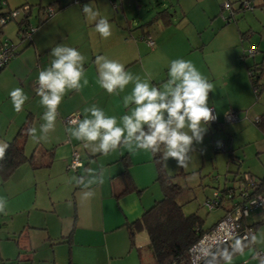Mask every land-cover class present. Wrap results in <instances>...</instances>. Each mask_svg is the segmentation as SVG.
<instances>
[{
  "label": "crops",
  "instance_id": "crops-1",
  "mask_svg": "<svg viewBox=\"0 0 264 264\" xmlns=\"http://www.w3.org/2000/svg\"><path fill=\"white\" fill-rule=\"evenodd\" d=\"M45 1L25 0L21 3L34 5L30 22L36 25V29L32 31L30 41L20 40L18 44L15 42L16 53L0 70V141L7 143L13 139L27 122L28 127L35 126L39 134L45 109L39 103L40 97L35 93L34 84L39 71L48 67L53 59L49 54L52 47L63 44L78 49L86 57L84 68L89 84L80 92L70 91L65 95L58 108L55 130L48 134L47 139L37 143L26 134L24 152L31 159L19 164L6 180H0V197L7 201L5 212L0 213V264H15L14 261L23 257L33 264V254L28 251L36 254L35 251L40 248L44 250L42 260L51 259L52 264H55L57 259L62 264H67L68 259L75 264H152L148 248L149 237L145 229L139 230L141 234L139 231L135 232L131 241L126 226L158 199L157 189L149 195L144 194V190L155 181L156 176L152 153L143 150L129 151L127 147L122 146L107 156L92 154L83 148L80 141L68 134L66 129L71 125L66 124L64 118L72 112H77L78 116L83 118V109L92 104L103 109L106 115L117 118L128 112L122 97L130 94L134 85L130 83L119 95H109L100 88L95 64L96 57L100 55L122 63L126 71L135 72L134 75H139L142 80L150 78L153 85L162 87L167 78L161 74L158 65L153 61V55L163 43L164 30H167L172 22L163 29L153 31L155 40L149 49L142 33L148 31V36L152 38L153 25L140 26L147 20L140 25L130 22L125 12L126 0ZM193 1H176L182 15L186 13L187 4ZM207 1L205 0L204 5H207ZM216 1L220 3L222 0ZM6 2L7 7L11 8L7 0ZM112 2H118L119 6L114 9ZM90 3L112 26L117 45H112L111 54V45L95 44L82 32L87 26L95 25V22L86 19L82 11L83 5ZM256 3L254 10L236 13L235 22L219 20L217 23L220 32L224 28H228L227 32H230L225 45L232 48V57L237 62V75H241L245 80L246 67L240 59L241 52L249 46H256L257 52L254 57L247 58V63L262 62L264 65V0H257ZM46 5L51 6L54 13L38 23V7ZM169 5L174 7L173 2L169 1ZM216 5L217 3L208 5L209 10L204 8L205 12H215V17L218 11ZM105 7L115 14L110 12V9L104 13ZM163 8L170 12L168 5ZM175 12L174 10L173 13ZM174 14H171L170 18ZM1 29L3 36V27ZM125 30L130 31L131 37L135 39L134 43L126 39ZM15 32L17 36V23ZM2 36L0 39L12 41ZM131 45L134 48L128 51L127 48ZM155 45L158 46L154 47ZM199 45L205 55L212 50L211 45L206 46L204 40ZM222 75L226 74H220V77ZM217 77L219 75H212V78ZM229 85L230 80L227 82L222 78L217 88L225 92ZM17 87L23 88L29 97L19 113L14 111L8 95ZM244 91H247L251 99L248 85L244 86ZM214 106L218 120L224 117L226 108H230L222 105L221 101L218 106ZM76 146L80 150H77ZM74 149L80 154L83 165L76 171H71L66 169V164ZM124 168L128 169L134 188L129 191H125L128 182L123 173ZM95 173H103L102 184L84 187L76 182L75 178L83 176L85 180L81 183L87 184L88 177ZM85 192L94 195L85 196ZM256 210L250 213L247 222L254 223L264 218L260 217ZM68 238L69 243L66 241ZM260 249H264L263 238H257L253 242L238 264H259L254 252ZM21 250L26 252L24 256H20Z\"/></svg>",
  "mask_w": 264,
  "mask_h": 264
},
{
  "label": "clouds",
  "instance_id": "clouds-1",
  "mask_svg": "<svg viewBox=\"0 0 264 264\" xmlns=\"http://www.w3.org/2000/svg\"><path fill=\"white\" fill-rule=\"evenodd\" d=\"M86 19L95 22V30L104 39L112 35L109 20L91 3L82 7ZM53 59L50 65L38 73L35 93L45 109L38 130L35 126L27 129L28 136L35 142L47 139L55 130L58 108L70 91L80 92L89 84L85 75L86 57L76 48L57 44L49 53ZM97 83L109 95L124 92L131 83L130 94L122 97L128 112L121 117L106 115L105 111L92 104L83 109V118L77 116L66 129L68 134L80 141L83 148L92 154L109 155L120 147L129 151L159 153L164 162L172 159L179 168H187L194 144L202 143L208 126L217 117L209 106V93L214 86L189 60L174 59L168 67V79L162 87H157L149 79H141L125 70V66L100 55L95 59ZM15 112L23 110L29 99L23 88L9 92ZM9 145L0 141V160H3ZM78 184L89 187L104 182L103 173H95L89 183L82 184L85 177L75 178ZM85 196L94 195L84 193ZM7 201L0 197V213L6 210ZM256 236L252 241H256ZM237 250L240 249L237 241ZM226 264L231 255L224 254Z\"/></svg>",
  "mask_w": 264,
  "mask_h": 264
},
{
  "label": "rangeland",
  "instance_id": "rangeland-1",
  "mask_svg": "<svg viewBox=\"0 0 264 264\" xmlns=\"http://www.w3.org/2000/svg\"><path fill=\"white\" fill-rule=\"evenodd\" d=\"M7 1L9 7L14 8L25 0ZM39 1L46 2L45 0ZM169 1L173 2L174 7H170ZM176 1L177 0H126L124 4L128 20L134 25H140L146 20H149L155 11L166 5L169 6L171 14H174L173 12L175 10V14L171 17V26L167 30H164L165 34L163 36L162 45L154 46H158L159 48L153 55V61L158 65L162 72L161 74L167 79L170 61L174 59L191 61L214 86V91L209 93V106L212 108L215 107L214 104L218 106L221 101L222 105L225 104V107L230 106V108L228 107L229 109L235 110L236 116L233 120L226 121L223 117L218 120L216 125L210 123L204 134L202 143L194 144V149L190 153L191 161L187 168L177 167L176 161L172 159L167 162L163 161L167 173L173 176V181L182 188V192L177 200L182 204L184 214L189 215L191 213H196L203 220L202 227L209 228L223 215V206L230 205L231 203L230 201H225L222 202L221 207H214L210 210L204 205L205 199L211 197L216 187H218L217 189H222L224 184L226 186H232L235 188L236 195L233 200L238 198V180H232L236 164L229 162L228 153L226 151H217L216 148L221 141H225L226 149L231 148L232 153L241 160L240 172L244 173L245 171V173L252 174L257 178L264 177V136L253 122V119L264 111V87L259 96L256 97L248 81L247 72L246 80L241 75H237L238 70L237 66H235L237 62L232 57V48L225 45L228 41L230 32H227L228 28H224V30L220 32L218 28L219 25L217 24L219 20L224 22L220 16V12L225 17L229 12L227 8H222V4L225 0H222L220 3L216 0H208L206 3L207 5H204L205 0H194L187 4L188 8H186V13L184 15L180 12L179 4ZM254 1L256 2L257 0ZM216 3L218 11L216 16L213 17L215 12L206 13L204 8L209 10L208 5H215ZM116 5H118V2ZM233 5L237 6L238 3L234 1ZM3 8V10H5L7 7ZM255 8L244 11H252ZM108 9L105 7L104 13H107ZM111 11L110 9V12ZM214 20H216V22H214ZM159 22L160 24L152 26L153 30L151 36L153 41L155 40V32L153 33V31H158L163 29V27H167L162 25L161 20ZM230 22L232 21L228 23ZM34 28L36 29V27ZM3 30V38H10L14 44L20 42L18 36L15 34V20L8 21L3 26ZM131 31L134 32L136 30ZM82 32L86 38H90L89 40L95 44L111 45L110 54L113 50L112 45H117L113 32L107 39L101 36L100 39H98V32L95 30V25L87 26ZM125 36L128 41L135 42L129 30H125ZM203 40L206 46L211 45L212 48L207 55L199 49V44H201ZM145 43L147 44L146 41ZM148 47L151 49L150 47L152 46L148 45ZM133 48L134 46L131 45L128 46L127 50L130 51ZM132 73L135 74V72ZM223 73L226 75L220 77V74ZM212 75H219V77L212 78ZM222 78H225L227 82L230 80L231 84L225 92H221L217 88ZM247 85L251 91V99L247 91H244V86L246 87ZM250 101L251 103H249ZM228 108H226V111H228ZM76 147L77 150H80L78 146ZM156 189L159 199L162 192L157 181L152 182L144 190V194L149 195V193L154 190L156 191ZM256 211L260 213V217H264V204ZM141 233L142 232L139 231V234ZM254 234H256V238L264 239V223L256 228ZM35 252L36 254L28 251V253L33 254L31 260L33 264H52L51 259L47 261L42 260L44 254L43 248L37 249ZM25 253L24 250H21L20 256H24ZM15 255L16 253H14V256ZM14 263L30 264V261L23 257L18 261H14ZM55 264L62 263L57 259Z\"/></svg>",
  "mask_w": 264,
  "mask_h": 264
},
{
  "label": "trees",
  "instance_id": "trees-1",
  "mask_svg": "<svg viewBox=\"0 0 264 264\" xmlns=\"http://www.w3.org/2000/svg\"><path fill=\"white\" fill-rule=\"evenodd\" d=\"M249 1L251 3L250 5L251 9L257 6V3L256 2L254 3V0H249ZM228 4L230 6V10L232 11V12L229 11L227 14V16H230L229 21H235L236 13H243L245 12L244 10L250 9L246 7L244 8L242 6V0H239L237 6H234L233 3L229 1ZM24 5H26L28 9L27 11H25L24 17L20 20H15V22L17 23V34L19 33V31L26 29L25 28L26 26L29 27V25H32L36 27V25H33L30 22L31 9L32 6L34 5L24 3L14 8L23 7ZM48 6L49 5H46L44 7L41 6L38 7L36 13L38 23L47 19L43 15L46 7ZM3 7H7V4L5 6L0 5V13H5L7 9H11L7 7V9L5 8V10H2L4 9ZM170 16L171 13L167 10V8H163L160 11L155 12L150 17L149 20H147L145 23H143L140 26L143 27L145 25L150 26V25L160 24L159 22L160 20L163 26H167L172 22ZM229 21H227V19L224 20V22L227 23ZM1 28L2 27H0V38L2 36ZM142 34H143V38L146 39V37H148L150 33L148 31H144ZM240 34L245 35V33H240ZM25 40L30 41L31 38H27ZM250 47L255 49V52L253 54L248 53V49ZM256 50H257L256 46H249L246 50L241 52L240 59L246 67L249 83L252 87L255 96L257 97L259 96L261 90L264 87V65L262 62H253L251 64L247 63V58L254 57V54L257 52ZM15 53L16 51H14V54ZM5 65L6 63L0 67V70ZM253 122L264 136V111L261 112L259 115H257L253 119ZM211 123L216 125L218 123V119L216 122H211ZM28 125H29L28 122L24 123V125L18 130L14 138L7 142L9 147L6 151L4 159L0 160L1 181L6 180L19 164H21L25 160L28 161L31 159V157H28L24 152L25 137L27 134V129L29 128ZM223 142L225 146L222 149L219 150L217 148L216 149L217 151H226L228 153L229 162L236 164V169L235 171H233L234 176L232 177V180H238L239 182L240 180H242V174H243V172H240L241 160L239 159V157L235 156L232 153L231 148L226 149V143L225 141ZM152 161L156 168L155 181H157L160 186V190L162 192L161 197L155 200L151 206L146 208L139 217L127 223L126 226L128 229L129 238L131 241H133L134 233L141 229H145L149 237L148 248L152 256V264H191L188 257V248L193 243H195L204 232L208 231L216 222L209 228H203L202 227L203 220L196 213H191L189 215L184 214L182 209V204H180L177 200L182 192L181 186L173 181L172 179L173 176L167 173V171L164 168L163 161L160 159L159 153L156 154L152 153ZM123 173L125 174L126 176L125 179L128 182L125 191L134 189L132 181L130 180L128 174V169L124 168ZM251 176L253 175L251 174ZM253 177L256 178L257 180V185H258L257 191L263 194L264 177L262 178H257L255 176ZM217 188L218 187H216V189ZM228 189L235 190L234 187L226 186L225 184L222 189H219L221 191L222 196H221V200L217 203L216 207H221L222 202L231 201V198L229 199L226 196H224V194L228 191ZM225 209L226 207L223 206V212ZM263 222H264V218H262L259 221H255L254 223H249V222L246 223V225L252 229V234L248 239H236L233 245L229 247L226 251H224L219 255L213 256L212 258H209L199 264H226V261L224 259V254L226 253L231 255L230 264H238L239 261L242 259V257L246 255L247 250L250 247H252L253 245L252 236L254 234V231L257 228V226H259ZM66 241L69 243L70 238L66 239ZM237 241H239L241 250H237ZM67 264H75V263H73L70 259H68Z\"/></svg>",
  "mask_w": 264,
  "mask_h": 264
},
{
  "label": "built area",
  "instance_id": "built-area-1",
  "mask_svg": "<svg viewBox=\"0 0 264 264\" xmlns=\"http://www.w3.org/2000/svg\"><path fill=\"white\" fill-rule=\"evenodd\" d=\"M6 0H0V5L5 6ZM251 3L249 0H242V6L245 8H251ZM112 6L116 9V3H112ZM222 8H227L230 10L228 1L223 2ZM27 6L19 8L7 9L5 13H0V27H3L10 20H20L24 17L25 11H27ZM232 12V11H231ZM54 13L51 6L46 7L44 11V17L48 18ZM220 16L223 20L229 21L230 16H223L220 12ZM35 26H26V29L19 31V40H25L30 38L32 31ZM146 42L148 45L152 46L154 41L148 36L146 37ZM15 51V44L8 39H0V67L3 66L12 57ZM255 49L250 47L248 49L249 54H253ZM38 85L34 84V90ZM213 114L214 109H213ZM78 116L77 112H72L64 118V121L71 125V121L76 119ZM235 110L228 109L224 114V119L226 121H231L235 118ZM217 118L213 121L216 122ZM224 142H220L217 149H222L224 147ZM83 165L80 154L77 150H73L69 161L66 164V169L76 171ZM257 180L251 174L243 173L242 180L238 182V198L232 200L235 195L234 189H228L224 194L227 198H231L230 205L225 206L226 209L223 215L216 221V223L206 232H204L200 238L193 243L188 248V257L191 264H199L207 259H209L211 253L217 250L216 255L224 252L222 244L225 245L226 250L231 247L236 239H248L252 234V229L246 225L248 223L246 219L249 217L250 213L255 209H258L264 204V195L257 191ZM221 191L215 189L211 197L205 199L204 205L208 209L216 207L217 203L221 200ZM225 250V251H226ZM254 255L258 259L259 264H264V249L256 250ZM212 258V257H210Z\"/></svg>",
  "mask_w": 264,
  "mask_h": 264
},
{
  "label": "water",
  "instance_id": "water-1",
  "mask_svg": "<svg viewBox=\"0 0 264 264\" xmlns=\"http://www.w3.org/2000/svg\"><path fill=\"white\" fill-rule=\"evenodd\" d=\"M221 247H223L224 251L226 250V247H225L224 244H222ZM217 250H218V249H215V250L211 253L210 257L215 256V254L217 253ZM210 257H209V258H210Z\"/></svg>",
  "mask_w": 264,
  "mask_h": 264
}]
</instances>
